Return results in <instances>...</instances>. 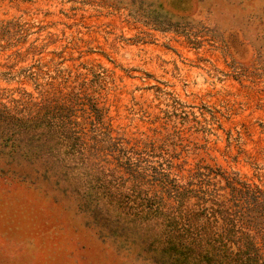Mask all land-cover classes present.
I'll return each mask as SVG.
<instances>
[{
	"label": "rangeland",
	"instance_id": "1",
	"mask_svg": "<svg viewBox=\"0 0 264 264\" xmlns=\"http://www.w3.org/2000/svg\"><path fill=\"white\" fill-rule=\"evenodd\" d=\"M0 264H264V0H0Z\"/></svg>",
	"mask_w": 264,
	"mask_h": 264
}]
</instances>
